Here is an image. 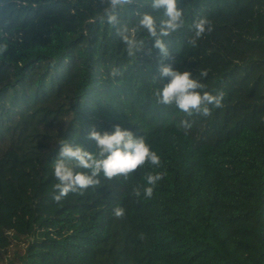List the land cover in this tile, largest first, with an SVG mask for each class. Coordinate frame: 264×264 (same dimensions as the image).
I'll list each match as a JSON object with an SVG mask.
<instances>
[{"label": "trees", "instance_id": "trees-1", "mask_svg": "<svg viewBox=\"0 0 264 264\" xmlns=\"http://www.w3.org/2000/svg\"><path fill=\"white\" fill-rule=\"evenodd\" d=\"M151 3L133 0L110 25L102 0H0V264H264V0H178L169 58L143 29L151 54L129 56L118 32L142 13L159 24ZM198 18L211 31L192 46ZM161 63L222 92V106L188 116L158 103ZM117 124L160 166L55 201L57 141L95 152L89 131ZM150 172L164 177L145 198Z\"/></svg>", "mask_w": 264, "mask_h": 264}, {"label": "clouds", "instance_id": "clouds-1", "mask_svg": "<svg viewBox=\"0 0 264 264\" xmlns=\"http://www.w3.org/2000/svg\"><path fill=\"white\" fill-rule=\"evenodd\" d=\"M107 7L103 10L107 17V23H118L117 9H123L133 3V0H102ZM152 8L162 9L164 18L157 24L156 18L149 13H142L137 27L123 26L118 34L126 45L129 56H136L139 52L151 54V49H145L142 42L136 40V32L139 29L146 31L154 41L153 47L159 50L162 59L169 58V50L164 43L165 37L178 31L184 25L183 11L178 7V0H152ZM194 36L189 41L195 46L197 39L206 31H211L207 18H198L193 24ZM7 50L6 44H0V54ZM159 73L167 77L168 82L162 83L157 88L155 96L157 102L164 105H174L179 111L191 116L199 112L203 116H210L209 106L219 108L222 106L223 93L213 95L204 91L206 85L193 78L190 71H179L171 64L161 63ZM185 128L191 125L181 121ZM88 139L95 141L96 151H88L83 144H73L70 140L60 138L57 143L60 151L56 160L51 164L54 177L58 181L55 184L57 194L53 199L57 202L69 193H77L100 183L101 174L111 180L123 176L125 179L145 163L160 166V157L152 151L143 137H137L132 131L124 129L121 125H114V131L100 132L93 127L88 133ZM164 177V173L155 172L146 174L143 179V196L151 198L155 186ZM133 195L141 196L140 188L133 189ZM113 215L122 218L125 209L121 206L113 208Z\"/></svg>", "mask_w": 264, "mask_h": 264}, {"label": "rangeland", "instance_id": "rangeland-1", "mask_svg": "<svg viewBox=\"0 0 264 264\" xmlns=\"http://www.w3.org/2000/svg\"><path fill=\"white\" fill-rule=\"evenodd\" d=\"M137 13H139V12H137Z\"/></svg>", "mask_w": 264, "mask_h": 264}]
</instances>
